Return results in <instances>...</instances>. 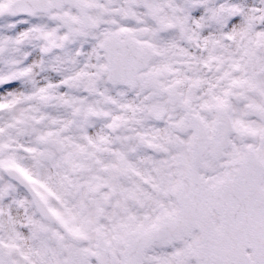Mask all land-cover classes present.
Returning <instances> with one entry per match:
<instances>
[{
    "label": "snow or ice",
    "instance_id": "6c2138e0",
    "mask_svg": "<svg viewBox=\"0 0 264 264\" xmlns=\"http://www.w3.org/2000/svg\"><path fill=\"white\" fill-rule=\"evenodd\" d=\"M0 264H264V0H0Z\"/></svg>",
    "mask_w": 264,
    "mask_h": 264
}]
</instances>
